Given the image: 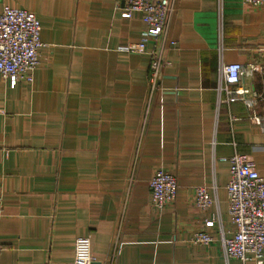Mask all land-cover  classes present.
<instances>
[{
	"label": "crops",
	"instance_id": "1",
	"mask_svg": "<svg viewBox=\"0 0 264 264\" xmlns=\"http://www.w3.org/2000/svg\"><path fill=\"white\" fill-rule=\"evenodd\" d=\"M126 3H5L36 15L44 47L33 82L11 88L0 75V264H80L82 238L101 264H225L219 226L210 246L189 239L213 216L233 231L234 155L264 177V132L253 120L261 107L219 90L221 66L238 63L247 100H264V6L174 0L160 42L167 66L151 92L155 41L143 54L119 51L147 30L140 13L123 17ZM159 170L178 182L163 210L150 189ZM200 187L214 198L207 212L195 203Z\"/></svg>",
	"mask_w": 264,
	"mask_h": 264
},
{
	"label": "built area",
	"instance_id": "2",
	"mask_svg": "<svg viewBox=\"0 0 264 264\" xmlns=\"http://www.w3.org/2000/svg\"><path fill=\"white\" fill-rule=\"evenodd\" d=\"M7 0H0L3 5L0 14V75L15 88L21 82H33L34 72L40 66L41 24L30 11L8 6ZM252 7H263L264 0H242ZM174 12V0H127L123 17L131 18L140 13L147 30L139 43L128 44L119 49L126 54H143L150 40L155 41L151 52L150 88L157 91L162 70L167 66L164 46L160 42L167 40L171 18ZM255 70H259L257 67ZM248 75L246 69L238 63L222 65L219 74V90L225 92L228 101H241L253 110L257 109V99L247 100L249 90L240 84ZM233 87H240L234 89ZM254 123L264 132V116L254 115ZM230 181L227 186L229 196V214L233 231L224 230L217 216L206 219L204 228L196 232L189 242L193 245L210 246L214 243L211 230L220 227L222 259L225 264L238 260L242 264L254 261L264 264V177L259 174L256 163L247 155L236 154L231 159ZM152 203L158 210L172 205L177 196L178 182L175 176L159 170L150 182ZM197 207L207 212L214 204L209 190L200 187L196 190ZM75 257L80 264H101L91 253L90 239L77 241Z\"/></svg>",
	"mask_w": 264,
	"mask_h": 264
},
{
	"label": "rangeland",
	"instance_id": "3",
	"mask_svg": "<svg viewBox=\"0 0 264 264\" xmlns=\"http://www.w3.org/2000/svg\"><path fill=\"white\" fill-rule=\"evenodd\" d=\"M263 83H264V79H263ZM261 92H262V96H263L262 99H264V91H261ZM258 107H261V109H259V112L260 111L263 112L262 115L264 116V100L261 103H259Z\"/></svg>",
	"mask_w": 264,
	"mask_h": 264
}]
</instances>
